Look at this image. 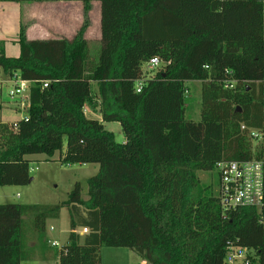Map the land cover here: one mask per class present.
Instances as JSON below:
<instances>
[{
	"label": "trees",
	"instance_id": "16d2710c",
	"mask_svg": "<svg viewBox=\"0 0 264 264\" xmlns=\"http://www.w3.org/2000/svg\"><path fill=\"white\" fill-rule=\"evenodd\" d=\"M56 1L82 3L73 39L29 40L21 26L19 56L0 49V70L36 82L28 117L0 123V186H27L26 157L52 158L64 140V165L99 171L86 200L77 184L57 205H0V264H101L103 247L147 264H224L229 245L256 250L264 264V209L223 210L198 177L221 162L264 160V0ZM93 2L101 4L95 54L85 36ZM153 58L165 64L154 73ZM188 82L201 83L200 122L185 117ZM86 105L101 120L87 117ZM105 123H119L126 141ZM63 208L71 232L57 250L45 242L46 221ZM25 215L34 216L32 247Z\"/></svg>",
	"mask_w": 264,
	"mask_h": 264
},
{
	"label": "rangeland",
	"instance_id": "374dc122",
	"mask_svg": "<svg viewBox=\"0 0 264 264\" xmlns=\"http://www.w3.org/2000/svg\"><path fill=\"white\" fill-rule=\"evenodd\" d=\"M99 5V4H98ZM32 14L30 7H25L20 1L4 0L0 1V49L9 58L19 56V48L13 42L19 35V23L28 24L27 18ZM92 51L95 54L98 50L100 29L93 34ZM145 66H143V69ZM157 69L153 70V73ZM186 87L189 90L186 105V120L201 121V83L188 82ZM4 103L0 101V123L6 125L15 124L28 116L25 111H16V105L7 103L4 92ZM89 106V105H87ZM94 112V111H93ZM99 113H93L98 116ZM106 130L114 133L115 139L119 143L125 142V136L119 123H105ZM67 141L61 152L56 153L52 158L45 155L28 156L30 160V176L32 181L27 186H0V205L19 204L25 206H53L66 202L69 195L77 184L81 186V197L88 199V180L99 171L97 164L85 165H64L61 158L65 156ZM198 177L202 185H210L217 194L219 177L217 171L199 172ZM34 216L25 215L24 234L29 240V246H35L36 240L32 237V222ZM54 228V231H50ZM83 228L77 227L76 231L81 234ZM45 242L57 241L60 246L67 243L70 229V213L68 208H63L58 219L46 221ZM82 236V235H80ZM86 236V235H85ZM83 237V236H82ZM33 239V240H32ZM39 245V243H37ZM101 264H142L143 262L135 253L128 249L106 248L100 249ZM29 264H57V261L47 262L32 261ZM147 264V263H145Z\"/></svg>",
	"mask_w": 264,
	"mask_h": 264
},
{
	"label": "built area",
	"instance_id": "2783aa9c",
	"mask_svg": "<svg viewBox=\"0 0 264 264\" xmlns=\"http://www.w3.org/2000/svg\"><path fill=\"white\" fill-rule=\"evenodd\" d=\"M19 1V0H16ZM56 1V0H45ZM264 16V10H263ZM161 66H165L158 58H153L146 65V69L153 71ZM36 83L23 79L18 73L12 75L5 74L0 70V101L3 104L5 92L7 103L16 105V111L29 113L31 101V86ZM49 82H43V88H47ZM142 81L136 84L137 92H141ZM234 83L226 85V88H233ZM263 114H264V82H263ZM28 117V116H27ZM26 117V118H27ZM25 118V119H26ZM245 131V126H241ZM253 137L260 141L261 135L252 132ZM216 171L219 177L216 197L223 210L252 207L259 210L264 209V160H247L221 162L217 164ZM54 231V228H50ZM73 231V233L78 234ZM89 233L87 228H83L81 234L85 236ZM50 247L60 250L57 241H48ZM261 258L258 252L248 247L229 245L227 247L224 264H260ZM29 264V263H25Z\"/></svg>",
	"mask_w": 264,
	"mask_h": 264
},
{
	"label": "crops",
	"instance_id": "0c3cea01",
	"mask_svg": "<svg viewBox=\"0 0 264 264\" xmlns=\"http://www.w3.org/2000/svg\"><path fill=\"white\" fill-rule=\"evenodd\" d=\"M4 1V0H0ZM16 1V0H13ZM25 7H30L32 14L27 18L28 24L19 23L20 27L26 28V36L29 40H51L59 38L73 39L83 25V6L80 2H63V1H43V0H19ZM99 4V5H98ZM90 27L86 32V39L93 44V34L100 29L101 39V4L93 2L92 10L89 14ZM19 27V31H20ZM18 39V38H17ZM17 39L13 42L16 44ZM18 46V45H17ZM19 48V46H18ZM20 54V48H19ZM92 89L94 95L96 85L93 84ZM94 111V112H93ZM85 115L89 118L101 120V115L96 109L85 106ZM93 113H99L93 116ZM126 141V139H125ZM28 159V157H26ZM29 160V159H28ZM142 264H145L144 262Z\"/></svg>",
	"mask_w": 264,
	"mask_h": 264
},
{
	"label": "water",
	"instance_id": "95a60500",
	"mask_svg": "<svg viewBox=\"0 0 264 264\" xmlns=\"http://www.w3.org/2000/svg\"><path fill=\"white\" fill-rule=\"evenodd\" d=\"M43 1H45V0H43Z\"/></svg>",
	"mask_w": 264,
	"mask_h": 264
}]
</instances>
